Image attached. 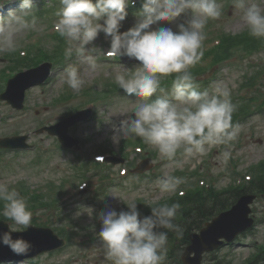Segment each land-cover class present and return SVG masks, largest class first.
I'll return each mask as SVG.
<instances>
[{
	"label": "clouds",
	"instance_id": "9594fccd",
	"mask_svg": "<svg viewBox=\"0 0 264 264\" xmlns=\"http://www.w3.org/2000/svg\"><path fill=\"white\" fill-rule=\"evenodd\" d=\"M10 2V0H9ZM134 0H59L55 31L66 42L64 56L73 53L92 70L98 67L97 55L104 51L94 44L100 33L109 41L108 55L128 57L138 61L133 69L116 72L114 82L129 97L140 98L128 120L122 122L120 137L140 138L155 149L159 156L173 160L178 153L186 158L203 156L213 147H230L239 135L240 125L232 124L237 105L232 103L231 90L216 83L212 91H199L190 68L204 55V29L209 20L222 15L217 0H141L142 9L136 13V22L121 32L122 22L128 16L126 8ZM233 7L244 9L243 23L251 37L264 39V8L247 0H232ZM3 7V5H0ZM33 0H21L18 11H9L0 17V53L15 52L17 36L36 23ZM189 19L171 27H153L161 22H174L182 14ZM175 74L171 89L161 88L164 78ZM64 82L73 91H79L85 81L74 65L64 69ZM158 91L163 93L157 95ZM153 97H155L153 99ZM113 137L114 143L119 142ZM225 162L230 152H223ZM186 181L182 177L165 174L156 180L161 193H175ZM81 189L84 185L79 186ZM116 198V197H114ZM0 211L6 220L22 231L32 224L33 213L28 202L15 188L0 182ZM127 210L119 212L107 208L98 219L101 229L98 238L105 259L111 264H165L169 232L183 238L184 228L176 223L181 204H163L150 207L151 214L141 216L135 200L123 202ZM77 212L79 216L93 215L91 207ZM0 244L18 256L28 255L30 241L13 238L11 232L0 233Z\"/></svg>",
	"mask_w": 264,
	"mask_h": 264
},
{
	"label": "rangeland",
	"instance_id": "374dc122",
	"mask_svg": "<svg viewBox=\"0 0 264 264\" xmlns=\"http://www.w3.org/2000/svg\"><path fill=\"white\" fill-rule=\"evenodd\" d=\"M35 1V6H37L46 0ZM19 2H21V0H10V2L9 0H0V5H3V7H0V17H6L9 11H18L20 8ZM217 2L222 6V15L217 19L219 21L217 26H221L219 31L222 30L231 34L244 32L246 30L243 23L244 9L233 7V4H230V0H217ZM253 3L264 8V0H247L246 7L251 6ZM190 16L191 14H182V19L174 22H161L160 25H154L153 27H171L175 30L177 24L183 23L185 20L189 19ZM136 19V14L128 13L125 21L122 22L120 30L123 32L132 27ZM217 20L214 21L216 22ZM163 23L166 24V26H164ZM41 24L42 22L36 20L34 26H30L18 34V44L28 41L31 36L29 34L30 30L35 29ZM41 30L42 29H39L37 32ZM39 35L44 36V33H40ZM39 39H41L40 36L38 37V41ZM94 44L104 50L101 51L98 56H100V54H105V51L110 46L109 41L105 39L103 33L99 34ZM4 53L7 52L0 53V58L1 56L3 57ZM7 62L8 61L0 59V68ZM249 62L264 63V54L262 57L247 59L245 64L248 66ZM69 63V65H74L78 68L81 78L85 81L79 91H74L78 92V95L81 94V90L84 87L95 84L98 79L105 76H109V79H114L116 72L122 71L123 67L130 69L129 66L123 64L105 63L98 60V67L92 70L76 55L71 57ZM29 68L33 67L30 66L26 69ZM243 71V69H239L236 65H225L216 75H218L219 80H221L219 83L226 85L234 92V90L238 89L240 86ZM18 72L20 71L12 70V72L7 75V78L14 76ZM61 77H63V79H59ZM65 86L64 70L58 68L54 71L50 83L27 90L25 105L22 111H16L7 103L0 102V137L20 133L21 135L28 136V143L33 146L31 151H8L3 154L4 157L0 160V182L12 186L17 182L24 181L31 185L32 188H42L53 181L60 187L64 185L66 178H69L70 183L74 184L71 187L72 191L70 192V197L66 198L64 203L62 202L60 209L64 210L66 214L70 215L71 219L78 223L77 230L81 237L77 235V238L72 241V245L59 253L50 256H42V264H111L110 261L105 259L104 250L100 246L101 242L99 238L97 237V239L94 240L93 236H89V233L92 231L96 234L98 232L97 223L94 220L97 210L99 207H102L104 210L110 207L119 211L122 206L126 205L123 202L129 200H135L137 202L139 198H143L148 203H155L172 195L173 193H161L156 186V180L163 177L165 174L185 179L187 175L181 176L179 172L190 174V172L197 169L201 170L203 174H209L210 177H207V179H214L218 187H226L231 184V175L235 174L234 171H236L238 175L248 173L251 166L264 160V115H257L251 118L249 123H245V125L240 128L241 130L238 138L232 142L230 147L220 145L211 148L206 155L203 156L186 158L183 155L171 161L160 157L157 152L154 170L148 176L144 178H132L128 176V173L126 177L123 178L125 181L122 185L114 186L108 189L106 195L97 196L96 198H93L88 192L85 195L79 194L78 192L81 190L79 187L80 184L87 180L81 182L79 177H75L76 169L72 164H80V160H78L79 156H83L84 153L88 155L93 146L94 151L101 143H106L114 152L120 154L122 141L126 138L120 137L122 122L128 120L132 109L140 98L131 101L127 100L129 98L125 95L120 94L114 98L115 102L109 104V106H100L97 111V116L99 118L93 124L90 123L84 126L83 132L88 136H90L91 133L97 134L100 132L101 136L93 135L95 137L92 141V145L86 143L84 149L82 148L80 151L82 154L77 156L74 153L70 154L66 151L57 152L56 149L61 150L60 146H56L55 149L54 144L57 142V139L49 136L46 132L39 134L36 130L41 124L47 126L61 119L60 115L63 114L66 108H57V106H54V100L64 93L62 89ZM33 92L37 95V99H31ZM77 101L78 100L75 99L71 101V104L75 105ZM83 132L73 130V135L79 138H86L87 136L83 134ZM114 136H117L116 138L119 140L118 144L114 143ZM152 149L153 148L150 150ZM225 150L230 152V157L226 162L223 157V152ZM39 154L43 156V160L36 161V157H38ZM135 155V153H130V160H132L131 158L135 157ZM200 164L202 165L200 166ZM127 166L129 167V164ZM234 167L235 170H233ZM110 172L116 174V182L121 179L117 176L118 174L121 175L120 166L111 168ZM93 174L94 172L88 174L90 180H94L95 176H93ZM154 175H157V178L152 180ZM65 187H68V185ZM84 207H91L93 209V215L91 217L86 212L79 216L76 215L77 212L87 211ZM254 209L255 215L258 218H264V197L256 201ZM37 221L41 224L50 225L52 229L53 223L58 226L56 217L50 219L47 218L46 215L40 214L37 217ZM68 222L69 220H66V223H63V225L66 227L74 225V222H72V225ZM9 225L11 229L17 227L12 221H10ZM260 246H264V224L262 223L257 226L256 230L251 235L242 236L237 245L235 244L229 248H223L219 255L227 260H235L236 264H242V262Z\"/></svg>",
	"mask_w": 264,
	"mask_h": 264
},
{
	"label": "water",
	"instance_id": "95a60500",
	"mask_svg": "<svg viewBox=\"0 0 264 264\" xmlns=\"http://www.w3.org/2000/svg\"><path fill=\"white\" fill-rule=\"evenodd\" d=\"M248 203L249 200H245L237 207L236 210L230 213L228 216L229 220L224 221V224L221 226L219 231L212 230L215 227L214 225H212L210 229L206 230L204 235L199 238V249L204 251L207 247L215 245L218 242V239L224 235H232L242 223ZM224 218L227 217H222V219ZM22 236L25 240L30 241L32 244V252L29 254L31 256L57 247L56 239L49 231L32 230L30 232L23 233ZM8 259H12V257L5 256L0 258V260Z\"/></svg>",
	"mask_w": 264,
	"mask_h": 264
},
{
	"label": "trees",
	"instance_id": "16d2710c",
	"mask_svg": "<svg viewBox=\"0 0 264 264\" xmlns=\"http://www.w3.org/2000/svg\"><path fill=\"white\" fill-rule=\"evenodd\" d=\"M239 41H244V43L245 42L255 43V41L253 39H246V38H243L242 40H239ZM230 42H231V38L226 39L224 41L222 48H225L226 46H228V44ZM236 42H238V41H236ZM241 43H243V42H238L235 45H239ZM252 48H254L253 45H252ZM219 53H217V54H219ZM257 183L264 188V177L260 178ZM183 203L188 207V210L184 214V216L186 218L185 224L189 225V226H186V229L194 228V227H201V224H203L206 220H208V218L214 214V212H212V211H214L216 209V206H214V207H212V209L210 208L209 211L202 210V208H200L199 204L196 205L194 199L191 197L184 198ZM224 205L226 206L227 203H224ZM0 206H3V202H1V201H0ZM188 235L189 234L186 233L185 237H188Z\"/></svg>",
	"mask_w": 264,
	"mask_h": 264
}]
</instances>
